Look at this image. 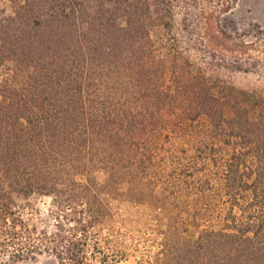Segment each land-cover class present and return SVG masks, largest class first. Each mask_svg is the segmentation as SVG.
Returning <instances> with one entry per match:
<instances>
[{
  "label": "trees",
  "instance_id": "1",
  "mask_svg": "<svg viewBox=\"0 0 264 264\" xmlns=\"http://www.w3.org/2000/svg\"><path fill=\"white\" fill-rule=\"evenodd\" d=\"M6 1L0 264L45 253L84 264L86 239L69 223L86 232V215L104 210L89 175L97 167L111 183L163 184L165 201L186 193L204 203L194 224L205 227L176 237L170 263L264 264V95L210 79L178 45L156 42L174 28L180 0ZM177 141L212 157H183ZM36 196L52 200L55 232L26 216Z\"/></svg>",
  "mask_w": 264,
  "mask_h": 264
},
{
  "label": "rangeland",
  "instance_id": "2",
  "mask_svg": "<svg viewBox=\"0 0 264 264\" xmlns=\"http://www.w3.org/2000/svg\"><path fill=\"white\" fill-rule=\"evenodd\" d=\"M11 12L12 3L0 0V18ZM174 21L171 32L159 29L154 33L160 46L176 44L195 68L210 79L264 95V0H180L175 5ZM7 73L0 71V79ZM207 128V120H202L195 130L202 133ZM194 143L184 145L177 141L180 148L176 151L183 157H212L211 150L200 149L196 146L200 144ZM89 175L98 184L96 193L105 207L102 212L95 208L96 212L86 215V232L78 230L77 222L69 223L77 229L74 233L79 238L86 239L84 264H172L173 246L176 245L175 250L182 246L178 240L184 242L192 234L198 236L205 227L202 219L198 221L199 228L194 224L196 209L204 211V203L192 206L186 193L179 194L176 202L165 201L163 184L141 191L129 178L111 183L109 172L98 167ZM79 179L87 182L86 176ZM31 202L32 207L26 211L31 223L55 232L56 221L49 215L52 200L36 196ZM4 261L71 264L60 262L49 253L22 262L12 263L7 257Z\"/></svg>",
  "mask_w": 264,
  "mask_h": 264
}]
</instances>
